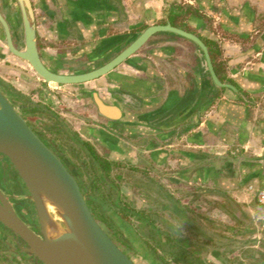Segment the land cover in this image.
Listing matches in <instances>:
<instances>
[{
  "label": "crops",
  "instance_id": "obj_1",
  "mask_svg": "<svg viewBox=\"0 0 264 264\" xmlns=\"http://www.w3.org/2000/svg\"><path fill=\"white\" fill-rule=\"evenodd\" d=\"M31 1L39 54L58 72L66 73L60 63L70 59L103 65L151 26L170 24L198 36L217 78L227 86L214 82L195 43L166 32L153 35L121 66L83 86L129 88L134 109L128 110L132 121L126 127H143V156L151 169L165 168L164 177L171 182L200 194L207 189L216 201L223 194L246 204L245 211L259 209L258 204L264 208L258 200L264 192V0ZM0 13L15 45L22 47L18 1L0 0ZM0 79L17 82L19 88H14L22 95L34 85L37 96L70 102L74 113L67 109L69 114L87 118L73 130L84 140L82 134L99 137L113 151L111 135L121 126L109 120L88 124V119L96 120L90 108L95 97L84 87H53L36 77L9 50L1 22ZM76 102L81 110L74 107ZM53 104L46 106L54 110Z\"/></svg>",
  "mask_w": 264,
  "mask_h": 264
},
{
  "label": "water",
  "instance_id": "obj_2",
  "mask_svg": "<svg viewBox=\"0 0 264 264\" xmlns=\"http://www.w3.org/2000/svg\"><path fill=\"white\" fill-rule=\"evenodd\" d=\"M17 1L23 17L24 46L21 49L15 46L10 27L0 13L8 48L50 85H76L101 78L139 51L153 35L171 32L196 43L205 54L214 82L227 86L217 78L203 41L170 24L147 28L127 49L99 69L84 74L56 72L40 57L32 1ZM98 104L107 117H112L111 111H117L101 101ZM0 155L8 159L24 182L39 220L40 231L36 232L0 189V224L26 245L20 253L31 254L42 264H141L121 249L96 219L78 179L1 88Z\"/></svg>",
  "mask_w": 264,
  "mask_h": 264
},
{
  "label": "trees",
  "instance_id": "obj_3",
  "mask_svg": "<svg viewBox=\"0 0 264 264\" xmlns=\"http://www.w3.org/2000/svg\"><path fill=\"white\" fill-rule=\"evenodd\" d=\"M0 88L25 118L32 116L51 122L52 125L46 127L65 139L64 144L53 145L37 132L78 179L96 219L133 260L142 258L143 264H264V240L238 238L251 233L256 220L236 199L219 193L221 200L217 201L221 212L236 223L231 235L209 233L202 223L203 218L164 185L144 171L129 168L132 183L136 182L137 188L147 187L151 194L152 205L142 203L135 192L120 190L116 180L121 177L112 178L113 167L120 166L118 162L101 157L90 143L69 131L63 120L46 106L31 101L9 84L1 82ZM0 159L7 158L0 155ZM6 171L15 170L11 167ZM131 181L127 186L132 189ZM257 206L263 208L260 204ZM166 213L169 219L165 218ZM234 254L237 255L232 256Z\"/></svg>",
  "mask_w": 264,
  "mask_h": 264
},
{
  "label": "rangeland",
  "instance_id": "obj_4",
  "mask_svg": "<svg viewBox=\"0 0 264 264\" xmlns=\"http://www.w3.org/2000/svg\"><path fill=\"white\" fill-rule=\"evenodd\" d=\"M63 66H64V70L66 73H75L78 71H83L86 67V60L84 58L64 60ZM32 70H33V68H32ZM33 72L35 73L34 70H33ZM36 77H38L37 74H36ZM0 83H1V79H0ZM9 85H12L13 87L15 86V87L19 88L17 82H14V84L9 82ZM51 86L57 87V85H51ZM81 87H85V86H83V85L73 86V89L76 90L77 88H81ZM35 89H36V86L29 85V88L27 90H25V92H23L24 93L23 95L25 97L29 98L31 101L39 102V103H41V105H44V106L54 103L53 104L54 110L61 113V114H58V116L60 117V119L63 120L65 127L69 131H74L73 128L76 129V127H79V125H81V124L83 125L84 122H87V118L85 116L84 117L86 119L83 118V116H80V114L71 115V114H69L70 112H67L68 111L67 109H70V111H72L74 113V111L72 110L73 108H69V105H71L70 102L59 103L53 98V96L48 97L47 95H43V94L41 96H37V95L33 94V91H35ZM76 103L74 105L76 110L77 111L81 110V107H79V106H81L80 103H78V102H76ZM90 104H91L90 108H92V110L94 111L93 114H94L96 120L88 119L89 120L88 122H91L88 124H94L95 125L98 122L101 123V121L108 124L107 119L100 117L97 107L93 103H90ZM46 107L48 108V106H46ZM27 119H28L29 123L33 126V128L37 132L44 135L48 140H50V142H52L53 145L54 144L55 145L64 144V142H65L64 138H62L61 136H58L55 132L50 131L49 128L46 127V126L52 125L51 122L41 121L37 117H32V116L27 117ZM115 133L118 137H120L121 141H123L126 146L133 149L132 151L135 155H137V154L143 155V148H142L143 138H139L137 136L136 132L128 131V130L123 129V128H119ZM82 135L86 141H89L90 145L93 147V149L101 157L108 159V160L113 158V157L115 159H118L115 156H113L112 153H110V150L107 148V146L103 145V143L99 137H96L95 135L94 136H89V135L87 136L85 134H82ZM140 147H141V149H140ZM70 158H71V156H70ZM118 160H120V159H118ZM116 162H118V164H120V166L118 165V166L113 167L111 176L114 179L121 177L120 179H117L116 182L120 186V190L123 193L135 192L137 194L136 198L139 199L138 201L152 205V198L149 197L151 194H150L148 188L147 187L146 188H141V187L137 188L136 184H135L136 182L132 183V181H131L132 178L129 177L128 172H127V170L129 168H134V167H135L134 169H139L140 171H148L153 177H155V179H158L161 183H163L165 185V187L169 191H171L177 199H179L180 201H182L183 204H185L188 207H190L191 209H193L198 216L203 218L202 223L209 230V233H215L216 232V233H221V234L223 233V234L228 235V236L231 235L232 229L235 228L236 223L234 221H232L231 219H229L227 216H225L221 212L220 208H218L217 201L214 200L215 198H213V196L211 195L212 193L208 192L207 189H206L205 193H201V194L200 193H198V194L197 193L196 194L190 193V192H192L191 187H187L185 184H181L177 181L171 182L166 177H164V174L167 171V169H165V168L162 169L159 166L158 169H156L155 171H151V170L149 171V169H147V167H146L145 162H143L142 157H141V159H138L136 164L132 163L131 160L129 161L127 159H123L121 161H116ZM129 181H131L130 186H132V189L127 186V183ZM215 201H216V204H215ZM244 205H246V204H244ZM244 205H243V207H244ZM253 208H255V211H252V212L246 211L249 216H251L252 218H254L256 220L255 223L253 224L254 225L253 228H251V233H249L248 235H241L238 237L239 239L244 240V239H252L253 237H257L258 239L264 240V209L263 208L257 209V207H254V206H253ZM165 218L169 219V213L165 214ZM236 255L237 254H234L232 256H236ZM136 259L139 263H142V264L144 263V262H142V260H143L142 258L137 257Z\"/></svg>",
  "mask_w": 264,
  "mask_h": 264
},
{
  "label": "flooded vegetation",
  "instance_id": "obj_5",
  "mask_svg": "<svg viewBox=\"0 0 264 264\" xmlns=\"http://www.w3.org/2000/svg\"><path fill=\"white\" fill-rule=\"evenodd\" d=\"M35 18H36V16H35ZM36 28H37V21H36ZM140 34L136 35L134 37L133 41L129 45H131L138 38V36ZM173 34L177 35L175 33H173ZM5 35H6V33H5ZM6 41H7V39H6ZM16 47L18 49L22 48V47H19V46H16ZM125 49H127V48H125ZM124 50H122L119 53H117V55H115L113 58L107 60L103 65H99L98 64V65H95V66H93V65L90 66V63H87L86 67H85V69L83 71L76 72L75 74L89 73L91 71L99 69L100 67L106 65L107 63L112 61L114 58H116ZM60 64L62 65L63 63H60ZM56 72H58V71H56ZM59 73H61V72H59ZM99 79L100 78H98L96 80H99ZM96 80H93V81H96ZM93 81L86 82V83H83V84H76V85H57V86L89 85ZM46 84L50 85L48 83H46ZM118 86H120V87H115V88H111V87L103 88L102 87V89H101V87L96 88V89H91V88H87L85 86L84 87V89H85L84 91L86 92V94H88L90 96L92 95V98L95 97V100H93L92 103L97 107L100 117L114 122L116 125L121 126V128H123V129H126L128 131H134V132L137 133V136L139 138H143V135H144L143 127H133V125H131V124H130L131 127H126L127 126V122H131L132 121V119H130L129 116H128V113H129L128 110L129 109H134L133 108L134 107V102H133L131 94L128 91L129 88L126 85H122V84H119ZM99 97H101L102 99L99 98ZM99 101H101L102 104H104V105H106L108 107H111L113 110H117V111H111L112 117H107L103 113H101L100 106L98 104ZM35 103L41 104L39 102H35ZM48 109H50V108H48ZM50 111L52 113L58 115L54 110L50 109ZM77 134H79V133H77ZM111 136L114 138V139L110 140L111 144L109 143L110 147H112V148L114 147L113 151L111 153L113 154V156H115L116 158L120 159V160H118V159H115L113 157V160L121 161L123 159H127L129 161L131 160L132 163L136 164L138 159H141V157H142V160H143V162H145L146 167H147V169H149V171L150 170L151 171H155L156 170L155 168L151 169V167H150V165L148 163L149 161L146 162V158H144L143 155H138V154L135 155L133 153V151H132L133 149H131L130 147L126 146L125 143L123 141H121L120 137H118L116 134H113ZM84 141L89 143V141H86V140H84ZM117 141H118V143H117ZM103 145H105V143H103ZM142 148H143V146H142ZM140 149H141V147H140ZM120 151L122 153L126 154V155L123 156V154H121ZM11 167H13V166L11 165V163L7 159L6 160L5 159H0V168H2L4 170V172L0 173V189L5 194L9 195V200L13 203V206L15 207L17 213L27 223V225L30 228H32L33 230H35L36 232H39L40 231V227H39V220H38V216H37V211L35 209V206H34L33 202L29 199V192H28L24 182L19 177L17 172H15V171H6L7 168L11 169ZM144 172L147 173L149 177L155 179V177H153L148 171H144ZM155 180L158 181L160 184L164 185L158 179H155ZM164 187H165V185H164ZM25 246L26 245L23 242H21L19 239H17L16 236L13 233H11L8 229H6L3 225L0 224V264H42L37 259H35V257L33 255L28 254V253H20V252L17 251V250H20V249L24 248Z\"/></svg>",
  "mask_w": 264,
  "mask_h": 264
},
{
  "label": "built area",
  "instance_id": "obj_6",
  "mask_svg": "<svg viewBox=\"0 0 264 264\" xmlns=\"http://www.w3.org/2000/svg\"><path fill=\"white\" fill-rule=\"evenodd\" d=\"M258 200L261 204H264V192H261L258 196Z\"/></svg>",
  "mask_w": 264,
  "mask_h": 264
},
{
  "label": "bare ground",
  "instance_id": "obj_7",
  "mask_svg": "<svg viewBox=\"0 0 264 264\" xmlns=\"http://www.w3.org/2000/svg\"><path fill=\"white\" fill-rule=\"evenodd\" d=\"M53 211V210H52ZM55 219H57V218H55ZM58 220V219H57Z\"/></svg>",
  "mask_w": 264,
  "mask_h": 264
}]
</instances>
